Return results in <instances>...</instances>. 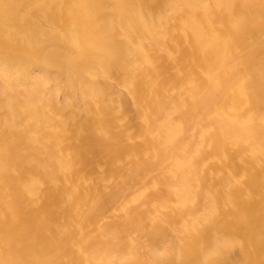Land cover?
<instances>
[{
    "label": "rangeland",
    "instance_id": "obj_1",
    "mask_svg": "<svg viewBox=\"0 0 264 264\" xmlns=\"http://www.w3.org/2000/svg\"><path fill=\"white\" fill-rule=\"evenodd\" d=\"M0 264H264V0H0Z\"/></svg>",
    "mask_w": 264,
    "mask_h": 264
}]
</instances>
